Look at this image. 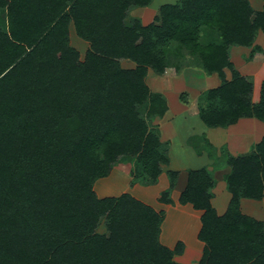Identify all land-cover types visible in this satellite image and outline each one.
Here are the masks:
<instances>
[{
    "label": "trees",
    "instance_id": "16d2710c",
    "mask_svg": "<svg viewBox=\"0 0 264 264\" xmlns=\"http://www.w3.org/2000/svg\"><path fill=\"white\" fill-rule=\"evenodd\" d=\"M151 1L0 0V264H181L173 254L183 242L169 248L159 240L162 210L129 192L99 197L93 188L121 161L130 163L132 183L147 184L169 164L168 143L150 124L167 101L150 90L149 68L180 71L189 55L221 80L197 98L207 126L264 122V77L253 102L252 78L229 58L232 45L250 47L248 59L261 50L264 0L258 9L249 0H177L146 24L126 22L132 7ZM70 25L89 42L83 59ZM210 32L217 38L205 40ZM226 152L219 157L231 197L222 214L210 203L207 167L188 169L179 195L203 211L197 264H264V222L240 209L242 197L264 198V133L250 151ZM167 173L158 200L169 203L177 171Z\"/></svg>",
    "mask_w": 264,
    "mask_h": 264
},
{
    "label": "crops",
    "instance_id": "0c3cea01",
    "mask_svg": "<svg viewBox=\"0 0 264 264\" xmlns=\"http://www.w3.org/2000/svg\"><path fill=\"white\" fill-rule=\"evenodd\" d=\"M140 7L142 8L141 11H139L140 9H138V8H134V12H136V14H137L138 18L141 20V22L143 24H146L153 19L154 14L149 18L148 21H146L142 18V16L148 14L146 11H144L145 8H148V7H146V6H140ZM71 29L72 28L70 25L69 32L71 31ZM256 38H257V36H256ZM255 43L259 44L258 42H255ZM259 45L261 46V50L256 52V54H255L257 57H260L259 62L256 59L254 60L255 55L251 59L247 58V62L254 61L256 63V68H254L255 72L252 76H250V77H252V82H253V90H252V101L253 102L258 101V99H259L260 83H261L262 78L264 77V47L262 46V44H259ZM231 48H233V47H231ZM244 48H250V47L244 46ZM187 70H188V68L185 66L178 73H176L174 75L160 74V77H158V79H157V77L155 78V84L158 85L157 86L158 88H155V89H152L153 87L147 81L148 76L150 77L153 75L151 73L152 70L150 68L148 69L147 75L145 77V80H146L147 84L149 85L150 90L159 91L165 96L168 108H167L166 112L164 113L163 118L165 116H167L168 112H170L169 108L171 107V105L168 102L167 97L170 95L171 92H175L176 86L180 87V89H181L180 91H182V89H187V90L189 89V90H191L190 91L191 93L189 94V97L187 98L186 101L185 100L183 101V99H180V102H183V104H184V105L182 104L180 109H179L180 111H182V115H183V117H182L183 123L179 125V127L182 128V131L181 130L179 131L180 137H181V142L178 141V139H177L178 135L176 133H174L172 136H169L168 140H165L168 143L169 164L171 165V167H168L169 164L166 166L169 168V170H176L177 171V177L175 180V184H174V186L170 192V198H171L172 202L166 203V202H161V201L157 200V202H160V203L153 202L151 205V204H149L143 200L142 201L151 205L157 211H159V210L163 211L162 208L166 207L165 211H163V219H162V222L160 225L159 240L162 244L168 246L169 248H173L175 246V244L177 243V241L183 242L182 252L180 254H173V260L176 262H179L181 264H197V262L199 261L201 255H202V250H203V242L197 236L198 232L200 230V227H201V214L203 211L200 209H195L192 206V204L189 202L180 203L179 202V195H180V192L184 189V187L186 185L188 169H197V168L203 167L204 165L194 166V168H188V166L185 165L183 167V170H182V168H178L177 165L172 166L173 165V159L178 158L179 160H185V159H189V160L198 159L199 160L201 158L203 159V157H205L206 159H207V157H208V159L213 158V157L209 156V151H211L213 154H217V152H219V150L221 149V146L223 144H226L224 142L228 141L227 137L229 136V138H231V137L235 136V135H233L234 133L230 132L232 129L238 128V127H234V125L237 124V126H239L240 124L243 123L242 126H245L250 121H240V120H242L243 118H244V120H250L251 118H255V117H240L235 123L229 124L228 126H225V127H223V126H216V127L207 126L199 117L198 107H197V98H198V95L202 91H204L205 89L211 88V87H216V86L220 85L221 80H220L219 76L217 75V73L214 72L211 74H207L203 70L202 71L200 70L199 73L198 72L195 73L194 77H193L192 73L191 74L189 73V77H188V75H187L188 71ZM192 77L194 79H192ZM225 77H226V79H230L231 72H230L229 76L226 75V73H225ZM257 77L260 78L259 82L257 80ZM210 78H212V79H210ZM207 80L208 81L212 80V82H211L212 84H210V85H212L211 87L208 86L209 84L207 85V83H205ZM178 102L179 101H177V105L179 106L180 104ZM256 124L257 123L253 124V122H252V125H253L252 127L256 128L257 127ZM172 132H174V128H173ZM237 135H239V134H237ZM261 136H262V134L260 135L259 139L257 137L256 142H258L261 139ZM182 138H183V140H182ZM195 138L197 139V143L194 142ZM237 138H239L241 140V143L243 145L246 144V142L244 141V138H245L244 135L243 136L240 135ZM199 140H200V142H199ZM176 146H178L177 152H176L177 157H176V155L173 156V151H175L174 147H176ZM197 148L200 150V152L196 151ZM229 148H230V145H229ZM236 148H239V149H236ZM236 148H234L233 150L229 149V152L232 154H239V153L244 152L246 147L244 149H242V147H236ZM234 150L236 152H232ZM211 161H212V159H211ZM202 163H203V160H202ZM166 166H164V167H166ZM227 169L229 171V166ZM164 170L161 172V174L158 177L162 176V174L165 175ZM114 172H115V170L112 168L111 171L109 172V174L107 176H105V178L108 177L111 173L113 175ZM112 175L106 179V181H107L106 184L105 183L103 184L104 188L101 185H99L100 189L103 188L102 192H101L102 194L100 192H98V186H97L98 183H96V182H99L100 180L97 179L95 181L93 188L95 191L98 192L99 197L115 196V195H119L122 192H129L130 193V191L123 190L125 187H123L120 184H117L115 186L114 185L110 186L109 184H111L112 182H110L109 179L110 178L112 179ZM102 178H104V177H102ZM118 179L121 181L120 178H118ZM220 179H223V177L222 178H215L214 177L215 184L211 188L212 196L210 198V203L215 208L217 214H222L225 211V209L227 208V205L229 203L230 197H231V193L227 190V188H226L227 191L221 192V194L225 193L223 197L217 196L220 193H217V187L215 189V186L217 184V181H219ZM101 181H103V180H101ZM103 182H105V181H103ZM219 184L221 185V182ZM109 187H114V189L109 190L110 189ZM225 187H226V183H225ZM110 191H118V192L116 194H110L111 193ZM130 194H132V193H130ZM132 195L135 196L134 194H132ZM135 197L138 198L137 196H135ZM243 198H245V197L240 198V209L243 213H246V212H244V210L242 208V204H241V200ZM138 199H140V198H138ZM249 199H252V198H249ZM262 199H264V198H262ZM262 199H260V200H262ZM253 200H258V199H253ZM249 215H251V214H249ZM253 217L256 219L264 221V218H257L255 216H253ZM192 239H193V243L191 242L192 244H190L189 240H192Z\"/></svg>",
    "mask_w": 264,
    "mask_h": 264
},
{
    "label": "rangeland",
    "instance_id": "374dc122",
    "mask_svg": "<svg viewBox=\"0 0 264 264\" xmlns=\"http://www.w3.org/2000/svg\"><path fill=\"white\" fill-rule=\"evenodd\" d=\"M176 1L177 0H152L149 3V5L146 6L148 8H145V10H144L148 14L142 16V18L144 20L148 21L149 18L153 14L155 15L157 13V8L159 5H161L163 3H174ZM249 1L251 2V4L253 5L254 8L258 9L261 7V4H262L261 0H249ZM134 8L140 9L139 11H141V9H142L141 7H132L128 11V14L126 17L127 23L132 22V19H134V18H138L136 12H134ZM71 28L72 29L69 32V42L73 47H75L78 50L79 59H83L86 50L89 48V42L80 38L76 34V32L74 31V28L72 25H71ZM69 30H70V26H69ZM204 35L205 34H203V36ZM208 35H210L212 39L217 38L215 32H213V33L210 32L209 34H207L205 36V40H208V37H209ZM255 42L262 44V46L264 47V32L259 31ZM231 47H233V48H231ZM250 50H251V48H244V46L241 47L239 45H232V46H230V49H229V58L233 62L234 67L238 71H240L243 75H246L249 77L254 74V72H255L254 68H256V63L254 61L247 62V58H248L247 56L249 55ZM255 54L256 53H254V55ZM167 57L170 60H176L178 58L175 55H173L172 53H169ZM259 58L260 57H257L255 55L254 60L256 59L259 62ZM192 60H193V57H191L189 55H187L185 59L181 60V61H183L181 69L184 68L185 66L188 68V70H187L188 74L186 73L188 75V77H189V73L190 74L192 73L193 77H194L195 73H197V72L199 73L200 70L202 71L201 68L189 63ZM121 64L123 66H128V67L133 66V63L130 61H127V60H121ZM224 71H225L226 75L229 76L230 70L228 68H224ZM178 72L179 71H176L174 67L168 66V67H166L165 71L162 74L174 75ZM151 73L153 75L150 77L148 76L147 81L153 87L152 89L158 88L157 87L158 85L155 84V78L157 77V79H158V77H160V74H157L153 71H151ZM193 77H192V79H194ZM210 79H212V78H210ZM257 80L259 82L260 78L257 77ZM211 82H212V80H209V81L207 80L205 83H207V85L209 84L208 86L211 87L212 86V85H210V84H212ZM180 90H181L180 87L176 86L175 92H171L170 95L167 97V100L171 105V107L169 108L170 112L167 113V116H165L164 118H163V116H161L162 118L161 117H153L150 120L151 125H154L155 127L157 126V128L159 130V137H161L160 138L161 141L166 142L165 140H168L169 136H172L174 133H176L178 135V137H177L178 141L181 142V137H180L179 131L180 130L182 131V128H180L179 125L183 123V120H182L183 115H182V111H180L179 109H180L181 105L183 104V102H180V99H183V101L184 100L186 101L187 98L189 97V94L191 93L190 92L191 90H189V89L188 90L182 89V91H180ZM177 101H179L178 102L180 104L179 106L177 105ZM240 121H250V122L245 126H242L243 123L240 124L239 126H237V124H236V125H234V127H238L237 129H232L231 131L229 130L231 133H234L233 135H235V136L231 137V138H229V136L227 137L228 141L224 142L227 145L223 144L221 146V149L219 150V152H217V154H214L213 158H211L212 161H211V159H208V157H207V159L205 157H203V159L201 158L199 160L198 159L179 160L178 158L177 159L174 158L172 166L177 165L178 168H182V170H183V167L185 165H187L188 168H194V166L204 165L205 167H207L212 172L213 177H215V178H222L223 177V179H224L225 175L228 173V169H227L228 166L225 164L224 158H220L219 156L223 157V155H225L226 151L229 152V149L233 150L236 147H242V149H244L246 147L244 152L250 151L252 145H254L255 142L257 141V137L259 139L260 135L264 133V122L263 121H260L256 118H251L250 120H244V118H243ZM252 122H253V124L257 123L256 128L252 127L253 126ZM173 128H174V132H172ZM237 134H239V135H237ZM240 135L241 136L244 135V137H245L244 141L246 142L245 145H243L241 143V140L239 138H237ZM182 140H183V138H182ZM194 142L197 143L196 138L194 139ZM199 142H200V140H199ZM229 145H230V148H229ZM177 147L178 146L174 147L175 151H173V156L176 155V157H177V153H176ZM236 149H239V148H236ZM232 152H236V151L234 150ZM244 152H242V153H244ZM202 160H203V163H202ZM129 167H130V163L127 161L118 162L113 167V169L115 170L113 175L111 173L106 178L104 177V178L98 179V180H100L99 182H96V183H98L97 184L98 192H100V193L102 192V189L104 188L103 184L104 183L106 184V182H107L106 179L112 175V179L111 178L109 179V181L112 182L111 184H109L110 186H112V185L115 186L117 184H120L123 187H125L123 190L130 191V193L134 194L135 196H137L141 200H143V201H145L151 205L153 202H157L158 197L160 196L162 191L165 190L166 188H168V186H169V177H168L167 170H169L168 167H171V165L169 164L168 167L167 166L163 167V170L166 168L164 170L165 175L162 174V176L158 177V180L152 184H147V183H142V182H137V181L132 183V181H131L132 177L128 172ZM117 177L120 178L121 181ZM223 179H220L219 181H217V184L215 186V189L217 187V193H220L217 195L219 197H223L225 194V193L221 194V192L227 191L226 187H225V179L224 180ZM101 180H103L105 182H103ZM220 182H221V185L219 184ZM99 185H101L103 188L100 189ZM109 188H110L109 190L114 189V187H109ZM95 192L98 195V192L97 191H95ZM110 192H111L110 194H116L118 191H110ZM157 203H160V202H157ZM241 204H242V208H243L244 212H246V214H251L252 216H255L257 218H264V199L253 200V199H249V198H243L241 200ZM162 209H163V211H165L166 207L162 208ZM98 230H99V232H103V233L106 232L105 226L102 223L99 225ZM189 242H190V244H192L193 239L189 240Z\"/></svg>",
    "mask_w": 264,
    "mask_h": 264
}]
</instances>
